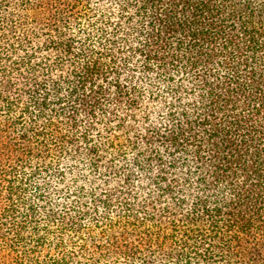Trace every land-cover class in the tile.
Instances as JSON below:
<instances>
[{"label":"trees","instance_id":"1","mask_svg":"<svg viewBox=\"0 0 264 264\" xmlns=\"http://www.w3.org/2000/svg\"><path fill=\"white\" fill-rule=\"evenodd\" d=\"M0 264H264V0H0Z\"/></svg>","mask_w":264,"mask_h":264}]
</instances>
